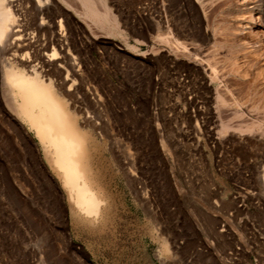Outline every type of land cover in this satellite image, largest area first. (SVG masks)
<instances>
[{
  "label": "rangeland",
  "instance_id": "374dc122",
  "mask_svg": "<svg viewBox=\"0 0 264 264\" xmlns=\"http://www.w3.org/2000/svg\"><path fill=\"white\" fill-rule=\"evenodd\" d=\"M54 4L79 68L76 106L118 153L117 209L101 235L74 228L0 94V264H25L15 251L27 244L45 247L42 264H264V70L235 49L259 39L263 52L264 0H106L116 27Z\"/></svg>",
  "mask_w": 264,
  "mask_h": 264
},
{
  "label": "bare ground",
  "instance_id": "6f19581e",
  "mask_svg": "<svg viewBox=\"0 0 264 264\" xmlns=\"http://www.w3.org/2000/svg\"><path fill=\"white\" fill-rule=\"evenodd\" d=\"M20 1L25 2L22 9H18ZM72 1L81 4L82 13L86 18H90L93 22L110 21L112 26L116 27V19L111 15L106 0ZM96 1L101 4L102 11L96 8ZM60 15L61 11L54 4V0H0V57L2 54H9L7 58L4 57L7 60L3 61L4 58L1 57L3 60L0 61V94L6 105L9 119L19 129L21 128L25 139L31 140L32 149L38 160L36 163L39 165L43 163L47 167V176L57 188L59 193L57 196L60 195L64 202L70 224L91 235H101L112 226L117 209L113 177L114 158L118 155L113 154L114 149L111 148V144L106 143L108 136L104 131H102L104 134L98 131L101 128L98 125L99 122L76 106L74 95H77L75 94L77 89L75 81L77 80L75 79L80 73L74 57L70 56L68 46L65 45L66 38ZM20 16L22 17L20 18ZM249 18L253 20L254 16L250 15ZM243 24L248 27V23ZM235 29L232 35L239 28ZM258 40L253 42L254 44L249 48L243 43L244 40H240L242 42L239 41L235 45L237 53L241 51L240 54L248 58L247 61L257 73L264 70V50L260 51L263 46ZM239 58L244 57L240 56ZM238 59L236 58V63ZM241 61L245 62L246 60L241 59ZM54 72L56 78L52 75ZM99 100L100 97L97 96L95 100L93 98V103L98 105ZM30 131L33 136H30ZM122 149L124 150L121 147L120 150ZM117 151L119 150L117 149ZM107 153L112 155H107ZM125 159L123 158V160ZM116 160L118 159L115 158ZM130 162L126 163L128 165L125 166V170L123 166H120L121 164L118 166L123 169L124 174L127 171L126 174L132 177L135 173L130 170L132 168ZM138 184L139 186L136 183L137 188L135 192L133 191L135 196H140L144 202H148V194L146 195V192L143 191L140 182ZM137 189L140 195H137ZM141 198L139 200H142ZM54 204L56 206V202ZM150 235L154 240L161 242L158 253L168 257L169 243L165 238L159 237L154 224L150 229ZM30 245H24L15 253L22 256L25 264H30V259L35 260V264H42L41 255L43 254L37 255V257L36 252H42L45 247L39 246L38 250L37 246H34L35 244Z\"/></svg>",
  "mask_w": 264,
  "mask_h": 264
}]
</instances>
